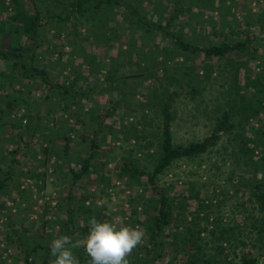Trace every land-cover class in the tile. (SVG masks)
Returning <instances> with one entry per match:
<instances>
[{"label": "rangeland", "instance_id": "obj_1", "mask_svg": "<svg viewBox=\"0 0 264 264\" xmlns=\"http://www.w3.org/2000/svg\"><path fill=\"white\" fill-rule=\"evenodd\" d=\"M21 1L32 6L29 0ZM34 1L39 6L46 4L52 12L58 9L55 0L49 3L48 0ZM141 1L147 6V14L156 19L162 20L170 10L165 0ZM192 1L193 5L189 4L185 14L176 20V26L181 28L184 38H192L199 44L218 42L227 36L229 39L243 36L244 32L239 29L247 27L246 20L253 21L250 31L263 39L258 50L247 49L246 52H253V55L249 56L245 64L238 63L239 56L233 51L221 57L178 52L159 34L140 32L139 29L126 44L124 40L131 27L119 23L122 20L119 12H114V21H108L117 27L110 41L100 33L86 39L84 29L79 24L71 25V20L41 16V22H47L41 28L43 39L39 36L38 50L42 53V66L54 82L64 86L75 82L72 86L81 108L77 107V103H70V108L76 107V114L69 115L71 125H67L70 140L65 159L68 161L52 154L42 163L43 155L39 150L43 143L39 141L40 136L36 131L25 146L24 143L28 141L26 133L20 134L16 128L10 133L5 125H0V166L3 170L8 156L5 150L17 148L12 158L15 161L11 163L14 173L6 179V193L0 195V200L4 201L0 205V264H51L54 259L51 255H46L44 260L38 256H44V246L58 238L57 233L64 226L65 196L68 193L71 194L73 224H83L82 217L74 209L84 199L83 204L93 201L100 206L105 221L117 225L123 222L124 226L143 230L137 223H130L128 211L131 202L128 198H144L148 190L134 178H117L116 165L121 160H132L133 166L151 168L161 126L159 101L165 97L166 88H179L171 108V139L173 143H187L210 133L215 118L226 108L224 101L229 96L228 90L234 89V81L238 82L237 90L245 92L250 87H246L242 81L246 82L247 78L257 73L264 78V0H213L217 7L208 3V0ZM234 16L240 21L239 27L233 25L231 17ZM222 17L226 18L225 23ZM107 20H111V17ZM254 40L256 42L258 38ZM0 68H3L1 64ZM22 82L25 83L22 87L16 80L5 86L13 93L19 88L29 90L31 93L28 98L37 100L35 106L30 103L31 112L41 117L30 120L34 129L44 128L45 113L46 117L52 118L48 125L52 121L64 119V114L58 108V102L64 99L60 94L43 98L46 90L42 84L36 88L34 82L31 85L25 80ZM179 83L181 87H178ZM188 89L191 91L188 92ZM19 106L16 115L24 109L23 105ZM253 122L257 124V121ZM94 135L97 146L90 150V140ZM231 135L222 134L216 144L205 152L177 159L157 175V184L165 192L167 190L169 195H178L182 202L180 210L187 214V218L196 213L200 216L206 210L207 219L210 221L218 216L221 226L244 222V211L249 210L253 202L237 191L236 178L241 169L248 166L233 160L231 152L235 147L234 142L229 141ZM244 136L247 135L243 134L242 141H245ZM55 140V150H59L58 153L62 155L61 139ZM91 151V162L99 164L106 160V163L97 167L96 172L86 173L68 186L70 171L67 166L76 170L79 160ZM35 165L45 168V181L40 189L24 175L27 168ZM100 173L109 177V184L106 185L99 177ZM17 180H20L19 188L26 189L29 187L27 183L31 184L30 196L25 195V200L19 201L17 197ZM198 222L203 224L204 220L198 219L196 224ZM178 225L181 226L182 222ZM210 226V222H207V227ZM88 232L78 239L85 238ZM17 234L41 240L44 246L38 252L31 250L25 260ZM201 234L208 237L207 231ZM244 234L243 230L237 236L243 237ZM210 240L207 241V245L211 246L208 250L219 251ZM245 244V247L249 246L248 241ZM222 246L221 257L230 258L240 250V245L234 247L235 244L230 241ZM236 259L234 255L228 264H237ZM220 262L225 264L222 260ZM154 263L166 264V254Z\"/></svg>", "mask_w": 264, "mask_h": 264}, {"label": "trees", "instance_id": "obj_2", "mask_svg": "<svg viewBox=\"0 0 264 264\" xmlns=\"http://www.w3.org/2000/svg\"><path fill=\"white\" fill-rule=\"evenodd\" d=\"M29 1L32 6L25 5L21 0H8V2L0 0V64L3 67L0 68V125H5V129L10 133L15 128L20 134L26 133L28 141L26 140L27 142L24 143L25 146L36 131L37 135L40 136L39 141L43 143L39 150L43 155L42 163H45V159L52 154L68 161L65 159L68 141L70 140V129L67 125L70 124L69 115L76 114V107L70 108V103H77L79 108H81V103H78L76 90L72 86L75 82L67 86L54 82L48 75V71L42 66L43 57L38 50L39 36L42 40L44 36L41 28L47 22H41V16L45 15L47 18H56L61 21L71 20V25L79 24L84 29L83 34L86 39L100 33L106 40L110 41L109 38L112 37L113 33H116L117 27L110 25L108 21H114V12H119L122 19L119 23H124L125 26L128 24L131 27V31L126 37L127 40H124L126 44L129 38L133 39V35L139 29L140 32L159 34L166 39V43L170 44L171 48L173 47L182 53H199L204 57H221L233 51L236 56H239L238 63L241 65L248 61L250 55H253V52L248 53L246 51L249 49L258 50L257 47L260 46V41L263 39V37H258L250 31L252 20H246L247 27L242 26L239 29V31L244 32L243 36H235L234 39H229L227 36L226 39H220L218 42L199 44L192 38H184L181 28L176 26V20L185 14L189 4L193 5L192 0H165L170 10L162 20L153 18L151 14L148 15L147 6L141 0H55L58 3L56 12H52L46 4L39 6L34 0ZM52 1L48 0V3ZM207 2L214 7L218 6L217 4L214 5L213 0ZM217 3L220 5V2ZM109 17L111 20H107ZM225 19L222 17L224 23L227 21ZM231 20L235 27L240 26V21L236 20L235 16L231 17ZM231 27L230 25L229 28ZM256 37L258 41L254 42ZM241 56H245V58ZM12 80L19 82L20 87L25 85L23 80L30 85L34 82L36 88L41 87L40 84H42L46 90L43 98H48L51 94L57 97L60 94L64 99L58 102V108L60 109L59 112L64 114V119L52 121L48 125L52 118L46 117L45 113L44 128L37 127L34 129L30 120L33 117L39 119L41 117L31 112L30 103L35 106L37 100L28 98V94L31 93L29 90L19 88L15 93L10 92L5 85ZM242 82L250 89L239 92L237 90L238 82L234 81V89L228 90L229 96L224 101L226 108H223L219 116L215 118L210 133L199 140L188 141L187 143H173L171 139V108L173 100L179 94V88H166L165 97L159 101L161 126L151 168H139L135 164L133 166L132 160L131 162L121 160L116 165L117 178H134L144 189L148 190L144 198H135L134 196L128 198L131 202L128 211L131 225L137 223L147 233L144 243L128 257L130 264H155V260L165 256V254L166 264H220L221 260L228 264L234 255L237 257V264H264V115H260L264 113V78L257 73L255 76L247 78L246 82ZM179 85L178 87H181V83ZM231 86L233 85L231 84ZM192 88L194 87L192 86ZM187 91L189 92L191 89ZM19 104L23 105L24 109L22 113L16 115L15 113L20 107ZM21 119H24L22 123ZM254 120L257 121L256 125H254ZM224 133L232 134L229 141L234 142L235 149L231 153L235 163L248 166L242 168L238 174L236 189L246 195L245 197L249 202H253L251 208L244 211V222L235 223L233 226H221L218 224V216L209 221L206 210L200 216L196 213L195 216L187 218V214L180 210L182 202L178 199V195H169L167 190L165 192L156 181L157 175L173 161L194 157L205 152L214 146ZM243 134L247 135L244 136L245 141H242ZM56 138L61 139L62 155L58 153L59 150H55ZM94 139L95 135L90 140V150L97 146ZM16 151V147L5 150L8 156L5 161V169L3 170V167L0 166V195L6 193L4 189L7 186L6 179L14 173L11 163L15 161L12 158ZM92 152H88L79 160L76 170L67 166L70 171L68 186L73 185L86 173L96 172L97 167L106 163V160L99 162V164L91 162ZM37 167L35 165L27 168L24 175L27 179L30 178L31 184L40 189L45 181V168ZM98 175L106 185L109 184L108 176L105 177L106 175L101 173ZM19 184L20 180H17V197L19 201L25 200V195L30 196L32 189L29 187L31 184L27 183L29 187L26 189L19 188ZM70 195L68 193L65 196L67 205L63 220L64 226L59 229L57 236H69L71 233L72 235L69 237L76 240L85 236V232L89 231L88 220L90 217L94 216L98 221H105L106 217L101 212L100 206L93 201L83 204L84 199H81L74 210L77 215L82 217L83 224H73L74 215L72 217L70 210ZM2 203L4 201L0 200V205ZM198 219H203L204 223L199 224L198 222L196 224ZM179 222H182L181 226L178 225ZM207 222H210V227H207ZM120 225H123V222ZM243 230L244 236H237ZM204 231H207L208 237L202 236L201 232ZM234 233L238 234L235 235ZM215 236L217 238L213 239ZM30 237L17 234L19 243L24 249L23 257L25 260H27L31 250L38 252L44 246L41 240H34ZM165 238L166 240H164ZM208 240L212 241L213 246L219 251L210 252L208 249L211 246L207 245ZM229 241L233 245L235 244L234 247L240 245V250L233 253L230 258L221 257L222 244ZM246 241H248V247H245ZM50 244L44 246V256H38L41 260H44L46 255H51ZM73 252L80 264H88L89 257L83 248L73 249ZM232 252L234 251L232 250Z\"/></svg>", "mask_w": 264, "mask_h": 264}, {"label": "clouds", "instance_id": "obj_3", "mask_svg": "<svg viewBox=\"0 0 264 264\" xmlns=\"http://www.w3.org/2000/svg\"><path fill=\"white\" fill-rule=\"evenodd\" d=\"M89 232L83 239L60 236L51 241V264H80L73 249L83 248L88 264H130L128 257L144 243L145 232L138 227L108 221L88 220Z\"/></svg>", "mask_w": 264, "mask_h": 264}]
</instances>
